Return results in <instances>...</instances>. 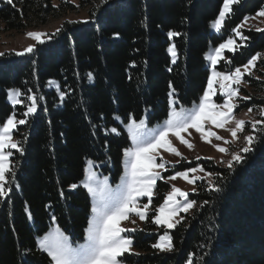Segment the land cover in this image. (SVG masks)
I'll return each instance as SVG.
<instances>
[{"label":"trees","instance_id":"trees-1","mask_svg":"<svg viewBox=\"0 0 264 264\" xmlns=\"http://www.w3.org/2000/svg\"><path fill=\"white\" fill-rule=\"evenodd\" d=\"M13 3L15 7L0 0V24L5 31L40 27L80 7L87 10L84 20L64 19L60 34L37 44L33 53L17 56L9 50L0 56V124L13 111L18 119H25V104L13 107L7 99L9 89L19 88L26 103H30L29 89L43 97L36 113L13 132L24 153L14 150L11 158L20 187L13 186L10 197L0 200V264H49L37 238L49 229L53 215L73 242L84 239L91 198L82 186L72 190L69 185L80 184L87 159L107 161L104 169L115 177L121 172L123 149L132 141L114 117L127 122L132 116L140 119L147 111L150 123L162 120L169 111L170 83L179 105L199 100L209 76V47L231 35L244 16L264 8V0H240L219 33L211 30V24L223 0ZM256 29L245 27L243 34L248 40L237 38V43L246 47L234 54L226 51L232 63L222 61L220 65L232 69L262 53L255 72L245 76L243 91L251 99L242 103L243 108L264 106V32ZM169 31L181 36L170 40ZM172 42L178 50L175 64L167 51ZM51 81L68 93L63 103L56 88L49 86ZM113 127L119 135L110 132ZM253 149L233 169L213 159L203 161L208 171L221 174L222 178L212 177L221 191L209 190L207 181L197 183L190 199L196 200L198 207L186 214L182 225L170 230L174 252L151 247L163 229L151 223L150 211L149 221L134 233V253L138 254L126 253L124 263L186 264L187 256L194 254L193 264H264V142L258 138ZM168 187L159 182L153 208Z\"/></svg>","mask_w":264,"mask_h":264},{"label":"snow or ice","instance_id":"snow-or-ice-1","mask_svg":"<svg viewBox=\"0 0 264 264\" xmlns=\"http://www.w3.org/2000/svg\"><path fill=\"white\" fill-rule=\"evenodd\" d=\"M7 3L15 7L13 0H7ZM239 3L240 0H223L218 17L212 24L217 33L221 32L226 19L234 15L233 6ZM17 11L23 15L21 9H17ZM256 16L264 17V8L257 12ZM249 19L250 17L244 16L243 20L231 29L233 35H229L224 42L219 43L206 54L210 65V75L207 77V88L195 107L192 109H185L183 106L177 108L176 89L170 83L171 90L167 94L170 111L158 131H154L150 137H146V119L137 120L134 116L129 118L125 127L131 138L132 146L123 149L125 177L122 178V184L116 190L109 186L107 176H104L103 180H99L98 173L93 170L95 162L87 161L86 178L80 184L69 185L72 190L82 186L93 198L91 218L88 220L85 230L86 242L78 247H73L70 237L57 224L51 231L38 238V248L41 253H45L50 258L49 264H124L126 253L138 254L134 253L132 248V233L138 229L137 227H124L122 222L128 221L132 225H136L137 220L132 219V216L138 217L139 221L147 222L150 211L152 212L151 223L157 228L163 229V234L159 235L157 242L151 247L161 252H174L175 245L170 230L182 225L186 220V214L198 205L196 200L189 198L188 191L171 183V190L164 195L163 202L158 207H151L157 181L165 179L162 172H166L167 166L171 165V161L164 159L162 153L167 152L175 157H180L181 160H186L187 157L183 156L173 141L178 140L181 145H185L189 149L194 148L195 145L184 135L187 134L190 137L192 133L189 129H194L196 133H199L202 141L214 147L219 153H230V159L225 161L222 156L218 163H226L228 169H233L236 164L245 159V154L254 150L253 145L258 141V138L264 142V107L259 109L260 119L251 118L252 107H249L245 113V115H249L248 120L238 119L235 116L239 101L251 99L250 96L240 95L241 84L246 75H252L262 53L257 52L247 60V63L235 66L228 71H220L217 68V65L222 61L227 64L232 63L230 58L225 57L226 51L234 54L246 47V44H238L237 38L245 42L248 40V37L243 34V29ZM69 23H75V21H69ZM61 31L62 29L59 27L52 33L29 31L26 35L35 43L28 44L22 51H16L13 54L17 56L31 54L37 48V44H45L59 35ZM256 31L264 32V29L257 28ZM179 36H181L180 32L169 31L167 33L170 40ZM167 51L171 54V63L175 64L178 59L176 43L172 42ZM4 55L6 53L0 52V56ZM88 76L90 79L92 78L91 73ZM49 86L56 88L59 92V100L63 103L68 93L61 91L60 85L56 81H51ZM28 92L31 93L27 96V101L30 103H26L21 98L23 93L19 88H12L7 92V99L12 106L25 104L26 111L23 114L25 119H17V114L13 111L0 124V200L6 201L10 197L13 186L20 187L16 182L17 166L11 162V158L14 150L23 155L24 147L21 141L13 140V132L19 125H25L28 122L27 117L36 113L38 100L43 98L31 92V89ZM217 93L221 95L222 103L218 104L213 99ZM114 119L120 120V117L115 116ZM246 125H250L251 131L243 137L245 143L238 151L230 152V148L223 145L235 144L240 139L238 134L245 131ZM213 128L227 131L230 133L231 139L219 135ZM110 132L119 135L116 127L111 128ZM213 138L222 143H213ZM26 140L27 136L24 137V141ZM158 158L159 163H157ZM195 159L199 161L202 158L197 156ZM207 159L213 158L207 157ZM198 173H202V175ZM213 176L222 178L220 173L207 172L203 165L197 164L195 167H188L183 171H175L167 177V181L172 182L181 178L193 185L192 192L197 191L196 185L199 181H207L209 190L219 192L221 188L213 182ZM60 194L63 196V191ZM145 197L147 203L141 204V198ZM208 203V201H204L205 205ZM181 213L185 215H181ZM28 218L31 219L30 212H28ZM51 219L55 221L56 216L53 215ZM193 255L187 256L186 264H193Z\"/></svg>","mask_w":264,"mask_h":264},{"label":"rangeland","instance_id":"rangeland-1","mask_svg":"<svg viewBox=\"0 0 264 264\" xmlns=\"http://www.w3.org/2000/svg\"><path fill=\"white\" fill-rule=\"evenodd\" d=\"M70 1L74 2L75 4H78L80 2V0H70ZM86 16H87V10L85 8H83V7L82 8L80 7L79 10L70 12L63 18L53 19V20L49 21L46 25H43V26H40V27H31V28H28V29H26L24 31H16V30L5 31V30H3L2 25L0 24V52L9 51V50H12V51H15V52L16 51H22L23 48L26 47L28 44L35 43L34 40H32L31 38H29L26 35V33L29 32V31H44V32L52 33V32H54L56 30V28H58L60 26L61 22L64 19H74V20L75 19H82V20H84V19H86ZM247 16L250 17V19L247 22V25L245 27L264 28V17H257L256 13L253 14V15H247ZM212 24H211V30L215 31V29L212 27ZM231 35H233V34H231ZM222 42H224V41H222ZM218 45H216V46H218ZM216 46L211 45L209 47L207 53L209 52L210 49L215 48ZM224 55L226 57V52L224 53ZM220 65L221 64L217 65L218 70H220V71H228V70H230V69H226V68H220ZM207 66L209 68V75H210V65H209L208 61H207ZM254 72L255 71L253 69V73ZM243 87H247V85L245 83V77H244V80L242 81V84H241L240 95L241 96H248L243 91ZM206 88H207V86H206ZM213 99L218 104L223 102V100L221 98V95L219 93H217V95L214 96ZM243 102L244 101H239V107L235 110V116L238 119L248 120L249 119V115H245V113H247V110H248L249 107L243 108L242 107V103ZM9 103H10V101H9ZM198 103H199V100L194 101L190 105H179L177 103V108H179L180 106H183L185 109H192ZM252 108H253V112L250 114L251 118L260 119V116H259V109L260 108H257V109H255L254 107H252ZM169 111H170V106H169ZM142 118L146 119V123H147L146 137H150L153 134L154 131H158L160 129V127L163 126V122L167 119V116L165 118H163L162 120L156 121L154 123H150L149 120H148V112L146 111L145 114L140 119H142ZM137 120H139V119H137ZM117 121L119 123H121L124 126V128L126 129L125 125L129 121L124 122L121 117H120V120H117ZM250 129H251L250 125H248V127H245V131L243 133L238 134L240 136V139L235 144H229V145H223V146L229 147L230 148V152L231 151H238L239 148L242 147L243 144L245 143L243 137L245 135L249 134ZM213 130L217 131L219 135L224 136L226 139H231L230 133H228L227 131L220 130V129H215V128H213ZM189 131L192 133V135L190 137L187 136V134H184V135L186 136L187 139H189L195 145L194 148L189 149L185 145H181L178 140H174L173 141V143L175 144L176 147L179 148V150L181 151L183 156L187 157L186 160H181L180 157H175L174 155H172L170 153H167V152H163L162 153L163 156H164V159H166L168 161H171V165L167 166L168 170L166 172H162V175L165 177V179L157 181L156 189L154 190L155 194H154V197H153L152 206L154 205L155 198L158 195L157 194L158 193L157 190H158L159 182H164V183L168 184L169 187L165 191V193L163 194L161 200L157 203V205L155 207H158L163 202L164 195L168 191L171 190V183L176 184L177 187H180L184 191H188L189 193L192 192L191 189H192L193 185L188 184L186 181H184L181 178H178L177 180L172 181V182H168L167 181V177L172 175L175 171H183V170H185L188 167H195L197 164L203 165V161L204 160H208L207 157H212L213 160H215L217 163H218V161H220L222 156H223V159L225 161H227L228 159L231 158L230 153L229 154H221L214 147H212L208 143L202 141L201 138H200L199 133H196L194 129H189ZM13 140H15L14 133H13ZM213 143H222V142L221 141H215L214 138H213ZM131 146H132V142H131V145L128 146V147H131ZM197 156H200L202 159L197 161L195 159ZM88 160H92V161L95 162V167H94L93 170L98 173V179L99 180H103L104 176H107L109 178V186L111 187V189L116 190L118 188V186H120L122 184V178L125 177V157H124V155L122 157V169H121L120 174L117 177L114 176L112 171H110V170L106 171L104 169L105 166H107L109 164L107 161H98V160H94L92 158L87 159V161ZM87 161H86V168H87ZM177 161H179V162L177 163ZM159 162H160V160L158 158L157 159V163H159ZM219 164L226 165V163H219ZM205 170L207 172H210L206 168H205ZM198 174L202 175V173H198ZM85 178H86V173H85L84 177L81 179V181L84 180ZM196 187H197V185H196ZM89 195H90L91 204H92L93 198H92L91 194H89ZM189 198H190V196H189ZM140 203L141 204L147 203V198L146 197L145 198H141ZM181 215H182V213H181ZM90 218H91V213H90L89 219ZM132 219H136L137 220V224L136 225H132L128 221H123L122 222V226L129 227V228L137 227V229H139L142 226L143 222H144V221H139L138 217H135V216H132ZM56 225H57L56 221H53V223L50 225L49 229L43 235H45L47 232L51 231ZM65 234L68 235L70 237V239H71V236L67 232H65ZM43 235H41L39 237H42ZM132 236H133L132 248L134 249V233H132ZM38 238H37V242H38ZM71 242H72L73 247H78L79 245L84 244L86 242V231H85V236H84L83 240L78 241V242H73L72 239H71Z\"/></svg>","mask_w":264,"mask_h":264}]
</instances>
